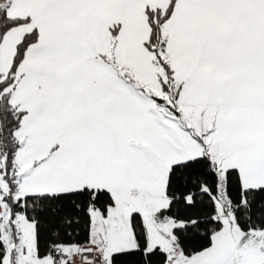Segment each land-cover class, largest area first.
Returning <instances> with one entry per match:
<instances>
[{"label":"snow or ice","instance_id":"snow-or-ice-1","mask_svg":"<svg viewBox=\"0 0 264 264\" xmlns=\"http://www.w3.org/2000/svg\"><path fill=\"white\" fill-rule=\"evenodd\" d=\"M0 264H264V0H0Z\"/></svg>","mask_w":264,"mask_h":264}]
</instances>
